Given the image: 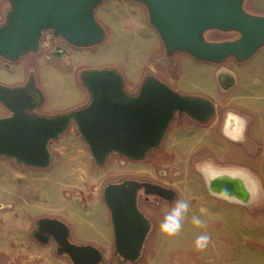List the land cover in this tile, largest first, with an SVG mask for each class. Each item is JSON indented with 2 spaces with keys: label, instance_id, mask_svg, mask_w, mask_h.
I'll list each match as a JSON object with an SVG mask.
<instances>
[{
  "label": "rangeland",
  "instance_id": "1",
  "mask_svg": "<svg viewBox=\"0 0 264 264\" xmlns=\"http://www.w3.org/2000/svg\"><path fill=\"white\" fill-rule=\"evenodd\" d=\"M245 9L263 14L264 0H247ZM10 11L9 0H0V26ZM95 16L106 33L100 44L74 47L51 30L44 31L40 52L16 62L0 56V83L17 86L33 78L44 98L37 112L52 116L88 104L89 94L79 79L82 71L114 67L128 86L139 87L146 76L153 75L180 93L214 100L217 113L205 125L176 117L162 145L143 161L112 154L105 166L99 167L74 123L49 144L52 159L46 169L26 167L0 157V264L69 263L57 258L50 246H42L31 238L37 218L63 220L71 228L74 240L101 241L106 260H111L114 237L103 189L106 184L123 179L164 184L177 192L176 201L189 204L180 233L168 236L161 232L160 224L175 201L160 207L141 202L154 227L142 258L135 264H148L157 258L155 248L163 239L169 240L164 244L172 249L164 253L167 264L174 257L179 261L191 259L194 264H239L251 255L263 258L264 192L261 200L249 207L228 204L209 193L201 168L212 164L219 169L246 170L258 179L264 191V48L245 62L227 60L224 68L235 73L237 83L227 92L220 91L216 76L223 64L198 61L185 53L167 57L143 4L104 0ZM230 36L212 32L207 37ZM60 45L67 54L56 57L51 52ZM229 114L246 120L245 141L235 142L225 134ZM7 115L9 111L0 103V118ZM193 217L203 223L195 225ZM102 228L108 235L101 234ZM202 234L209 241L200 249L196 239Z\"/></svg>",
  "mask_w": 264,
  "mask_h": 264
},
{
  "label": "water",
  "instance_id": "2",
  "mask_svg": "<svg viewBox=\"0 0 264 264\" xmlns=\"http://www.w3.org/2000/svg\"><path fill=\"white\" fill-rule=\"evenodd\" d=\"M103 1L9 0L11 11L0 26V56L16 62L38 52L39 41L47 30L75 47L100 44L106 33L95 10ZM131 1L146 7L169 58L185 53L209 63H223L230 57L245 62L264 46V15L247 12L245 0ZM209 30L236 32L240 37L233 41H207L204 33ZM66 54L67 50H62L54 56ZM222 76L228 81L226 87L221 86ZM79 79L89 94L88 104L52 116L37 112L44 100L39 88L42 102L31 105L27 92L0 83V103L10 113L0 118V157L26 167L46 169L52 159L49 144L74 123L99 167H104L112 154L143 161L162 145L176 117L187 115L206 124L216 113L213 101L180 93L153 75L146 76L133 93L126 90L123 74L114 67L84 70ZM216 79L226 92L237 83L235 73L225 68L217 72ZM203 177L213 197L245 207L255 203L256 188L245 172L223 169ZM141 189L145 195H156L169 203L178 196L172 188L139 179L106 184L103 200L110 212L114 255L129 264L142 258L151 231L150 220L138 207ZM55 224L62 236L57 241L64 247L61 253L73 264L105 262L96 247L70 242L69 228L59 221Z\"/></svg>",
  "mask_w": 264,
  "mask_h": 264
},
{
  "label": "flooded vegetation",
  "instance_id": "3",
  "mask_svg": "<svg viewBox=\"0 0 264 264\" xmlns=\"http://www.w3.org/2000/svg\"><path fill=\"white\" fill-rule=\"evenodd\" d=\"M246 1L247 0H245V2H244V9H245ZM251 14L259 15V16L264 15V13L263 14L251 13ZM212 32H218V33L231 35V36L227 37L225 39H209L207 37L208 33H212ZM204 37H205V39L207 41L223 42V41L236 40V39H238L240 37V34L236 33V32L224 33V32L218 31V30H209V31H206L204 33ZM59 38H61L66 44L71 45L65 39H63L62 37H59ZM40 43H41V39L39 41V45H40ZM56 47H59V49L55 50ZM56 47H54V49L52 50V52H51L52 54H54V53L58 54L62 50H67L63 45L56 46ZM86 48H89V47H86ZM263 48H264V46L261 47L257 52L259 53ZM38 52H40V47H39V51ZM38 52H36V53H38ZM36 53H30L27 56L34 55ZM229 59H234L236 61V59L234 57H230V58L226 59L223 63H211V64H219V65L223 64L221 66V68H224L225 62L227 60H229ZM225 78H226L225 76L221 77V86H223V87H226L227 83H228V81ZM221 86L218 84V88H220V91H222ZM12 87L21 88L23 90V92H27L31 96V99H32L31 105H36L37 103L40 104V102H42V97L38 96L39 95V92L37 90L38 86L35 84V81H34L33 78H28V80L24 84L17 85V86H12ZM189 95L205 97V96H202V95H195V94H189ZM205 98H207V99H209V100H211V101H213L215 103L214 100H212V99H210L208 97H205ZM215 106H216V113H217V104L216 103H215ZM40 108L41 107L37 108V110H39ZM216 113H215V115H216ZM9 115H10V113H9ZM9 115H7V116H9ZM183 116L186 117V118H190L187 115H183ZM214 116L210 119V121L214 118ZM182 117H178V118L182 119ZM228 118H229V120H228ZM234 118H235L234 114H229L228 115V117L226 119V122H225V126H224V132L233 141H235V142H243L245 140H242V138L239 137L240 134L236 130V125H235V123L232 122V119H234ZM202 125H205V124H202ZM241 137H243V134L241 135ZM208 166L216 167V166H214L212 164H206L205 166L202 167V169H207ZM229 169H235V168H229ZM152 183H157V182L152 181ZM157 184L165 186L167 188H170V187H168V186H166L164 184H160V183H157ZM141 202L144 205L151 206V207H160L162 204H171L168 201H166L163 198L158 197L156 195H145L144 194V189H141L139 191V200H138V207L140 208L141 211H143L142 208H141ZM148 219L151 222V231L149 233V235H150L152 230H153L154 224H153V222L151 221V219L149 217H148ZM58 221L64 223L69 228V234H70L69 241L70 242H72L74 244H77V245H92V246L96 247L102 253V256H103V259L105 260V262L104 263H100V264H129V263L123 262V260L121 258H119L118 256H115V255H114V257L111 260H106V258L104 256V251H105L104 247L105 246L101 243V241L100 242L97 241L95 243H91V242H80L78 240H74L73 237H72L71 228L69 227V225L66 222H64L61 219H58V218H37V219H35L34 222H33V227H32V229L30 231L31 238L35 242H37L38 244H40L42 246H45V247L50 246L52 248L54 254L57 256V258L66 259L69 262L68 264H73L67 255L61 253V250L64 247L57 243V241H61L62 240V236L58 232V229H57L58 226H57V224H55ZM149 235H148V237H149ZM148 237H147V239H148ZM113 249H114V243H113Z\"/></svg>",
  "mask_w": 264,
  "mask_h": 264
},
{
  "label": "clouds",
  "instance_id": "4",
  "mask_svg": "<svg viewBox=\"0 0 264 264\" xmlns=\"http://www.w3.org/2000/svg\"><path fill=\"white\" fill-rule=\"evenodd\" d=\"M188 208L189 204L186 201H175L174 207L164 217L163 222L160 224L161 232L168 236L178 235L182 229V220L184 215L187 213ZM193 223L199 226L203 222L198 217H193ZM208 241L209 237L202 234L196 239V247L202 249L207 246Z\"/></svg>",
  "mask_w": 264,
  "mask_h": 264
},
{
  "label": "bare ground",
  "instance_id": "5",
  "mask_svg": "<svg viewBox=\"0 0 264 264\" xmlns=\"http://www.w3.org/2000/svg\"><path fill=\"white\" fill-rule=\"evenodd\" d=\"M193 74V73H192ZM204 76V75H203ZM201 79V78H200ZM202 79H203V77H202ZM198 81H199V79H197ZM203 82V81H202ZM202 84V83H201ZM206 84H208V82L207 83H205V85ZM202 85H204V84H202ZM207 86V85H206ZM209 87V86H208ZM207 87V88H208ZM206 88V87H205ZM233 116V115H232ZM234 119H232V122L233 123H235V125H236V130L239 132V134H240V138H242V140H245V134H244V131H245V127H246V120L243 118V117H240V116H238V115H235L234 114ZM228 120H229V118H228ZM243 134V137H241V135ZM219 170H223V169H219V168H216V167H213V166H208V168L207 169H202L201 168V171H202V173L204 174V175H211V173H213V172H215V171H219ZM227 170H229V171H234V170H237V169H227ZM239 170H241V169H239ZM241 171H243V172H245L246 174H248L249 175V177L252 179V181L254 182V185H255V188H256V193H255V203L256 202H259L260 200H261V198H262V196H263V192L264 191H262V189H261V187H260V184H259V181H258V179L256 178V177H254L253 175H251L248 171H246V170H241ZM1 208V207H0ZM101 234L102 235H108V231L105 229V228H102L101 229ZM102 237V236H101ZM247 260H249L252 264H261V263H264V257L263 258H261V257H257V256H255V255H251V256H249L248 257V259Z\"/></svg>",
  "mask_w": 264,
  "mask_h": 264
},
{
  "label": "crops",
  "instance_id": "6",
  "mask_svg": "<svg viewBox=\"0 0 264 264\" xmlns=\"http://www.w3.org/2000/svg\"><path fill=\"white\" fill-rule=\"evenodd\" d=\"M225 201V200H224ZM227 202V201H226ZM228 204H231V205H237V204H233V203H230V202H227ZM3 207V206H2ZM1 207V208H2ZM224 212V211H223ZM90 225V224H89ZM91 229V228H89ZM94 236H95V233H92ZM96 237V236H95ZM164 237V236H163ZM161 241H163L162 244L159 243V245H157V247L155 248L157 253H158V256L157 258L155 257L153 259V261H149L148 264H167V262H165V256H164V253H167L168 252H172L171 248H170V245H166L164 244V242H169V240L167 239H160ZM180 258H176L174 257L173 260H171V264H194L195 262L191 259H184L185 261H179ZM188 262V263H187ZM169 264V263H168ZM239 264H252L249 260H245V262H240ZM261 264H264V263H261Z\"/></svg>",
  "mask_w": 264,
  "mask_h": 264
},
{
  "label": "built area",
  "instance_id": "7",
  "mask_svg": "<svg viewBox=\"0 0 264 264\" xmlns=\"http://www.w3.org/2000/svg\"><path fill=\"white\" fill-rule=\"evenodd\" d=\"M126 90L130 93H133L137 90V86H128L126 85Z\"/></svg>",
  "mask_w": 264,
  "mask_h": 264
}]
</instances>
